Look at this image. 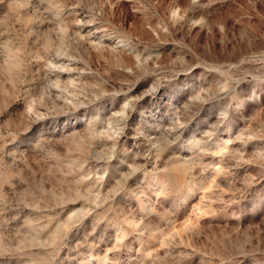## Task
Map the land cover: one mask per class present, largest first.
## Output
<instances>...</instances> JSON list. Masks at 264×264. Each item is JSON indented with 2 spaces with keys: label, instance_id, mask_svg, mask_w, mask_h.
<instances>
[{
  "label": "rangeland",
  "instance_id": "374dc122",
  "mask_svg": "<svg viewBox=\"0 0 264 264\" xmlns=\"http://www.w3.org/2000/svg\"><path fill=\"white\" fill-rule=\"evenodd\" d=\"M0 264H264V0H0Z\"/></svg>",
  "mask_w": 264,
  "mask_h": 264
}]
</instances>
